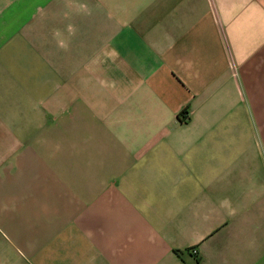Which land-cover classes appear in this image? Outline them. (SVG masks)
<instances>
[{"label": "crops", "instance_id": "1", "mask_svg": "<svg viewBox=\"0 0 264 264\" xmlns=\"http://www.w3.org/2000/svg\"><path fill=\"white\" fill-rule=\"evenodd\" d=\"M66 4L0 0V264H264V0Z\"/></svg>", "mask_w": 264, "mask_h": 264}, {"label": "clouds", "instance_id": "2", "mask_svg": "<svg viewBox=\"0 0 264 264\" xmlns=\"http://www.w3.org/2000/svg\"><path fill=\"white\" fill-rule=\"evenodd\" d=\"M69 30L71 31L72 30V26L69 25ZM60 46L61 47H66L65 43L63 41L60 42Z\"/></svg>", "mask_w": 264, "mask_h": 264}, {"label": "built area", "instance_id": "3", "mask_svg": "<svg viewBox=\"0 0 264 264\" xmlns=\"http://www.w3.org/2000/svg\"><path fill=\"white\" fill-rule=\"evenodd\" d=\"M190 251H191V253H192L193 256H197L198 255L197 254V251L195 249H191Z\"/></svg>", "mask_w": 264, "mask_h": 264}, {"label": "rangeland", "instance_id": "4", "mask_svg": "<svg viewBox=\"0 0 264 264\" xmlns=\"http://www.w3.org/2000/svg\"><path fill=\"white\" fill-rule=\"evenodd\" d=\"M69 3V5H71V0H64V5H67L66 3ZM61 5H63V2L61 1Z\"/></svg>", "mask_w": 264, "mask_h": 264}, {"label": "trees", "instance_id": "5", "mask_svg": "<svg viewBox=\"0 0 264 264\" xmlns=\"http://www.w3.org/2000/svg\"><path fill=\"white\" fill-rule=\"evenodd\" d=\"M183 116H184V113L183 114H181V118H183ZM183 120H186L185 118H183Z\"/></svg>", "mask_w": 264, "mask_h": 264}]
</instances>
